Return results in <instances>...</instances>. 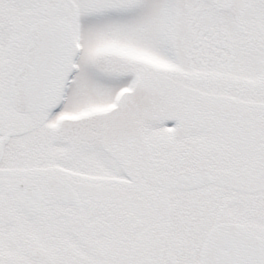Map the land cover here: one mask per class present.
<instances>
[{"label": "snow or ice", "instance_id": "snow-or-ice-1", "mask_svg": "<svg viewBox=\"0 0 264 264\" xmlns=\"http://www.w3.org/2000/svg\"><path fill=\"white\" fill-rule=\"evenodd\" d=\"M0 264H264V0H0Z\"/></svg>", "mask_w": 264, "mask_h": 264}]
</instances>
